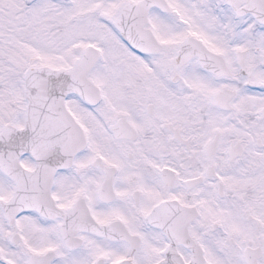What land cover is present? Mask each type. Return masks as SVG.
<instances>
[{"label": "snow or ice", "instance_id": "1", "mask_svg": "<svg viewBox=\"0 0 264 264\" xmlns=\"http://www.w3.org/2000/svg\"><path fill=\"white\" fill-rule=\"evenodd\" d=\"M0 264H264V0H0Z\"/></svg>", "mask_w": 264, "mask_h": 264}]
</instances>
